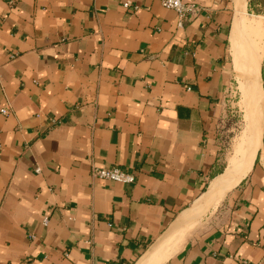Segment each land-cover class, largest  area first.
I'll list each match as a JSON object with an SVG mask.
<instances>
[{
	"label": "crops",
	"instance_id": "obj_1",
	"mask_svg": "<svg viewBox=\"0 0 264 264\" xmlns=\"http://www.w3.org/2000/svg\"><path fill=\"white\" fill-rule=\"evenodd\" d=\"M183 1L179 26L157 0H0V264H137L222 174L233 0ZM259 80L248 173L164 264L264 257V47ZM112 167L134 183L91 176Z\"/></svg>",
	"mask_w": 264,
	"mask_h": 264
},
{
	"label": "bare ground",
	"instance_id": "obj_2",
	"mask_svg": "<svg viewBox=\"0 0 264 264\" xmlns=\"http://www.w3.org/2000/svg\"><path fill=\"white\" fill-rule=\"evenodd\" d=\"M247 2L233 0L235 19L230 34L232 68L238 80L239 103L245 114V131L236 143L222 174L211 182L207 191L182 215L178 224L167 231L137 264H164L196 226V218L201 213L214 210L242 181L254 161L261 137L262 91L259 68L263 55V30L261 18H249L246 14Z\"/></svg>",
	"mask_w": 264,
	"mask_h": 264
},
{
	"label": "rangeland",
	"instance_id": "obj_3",
	"mask_svg": "<svg viewBox=\"0 0 264 264\" xmlns=\"http://www.w3.org/2000/svg\"><path fill=\"white\" fill-rule=\"evenodd\" d=\"M248 17L253 18L251 13L248 12ZM262 22V20H261ZM263 34H262V47H264V24ZM236 95H231L229 101L234 102V107L231 108V103L229 104V109H226L223 118L220 119L218 124V136L220 138L221 149H222V159L225 163L222 164L223 168L226 167L227 160L231 156L233 149L242 137L245 131V114L240 107V94L235 91ZM239 92V91H238ZM234 96V97H233ZM240 108V109H239ZM241 110V111H240Z\"/></svg>",
	"mask_w": 264,
	"mask_h": 264
},
{
	"label": "built area",
	"instance_id": "obj_4",
	"mask_svg": "<svg viewBox=\"0 0 264 264\" xmlns=\"http://www.w3.org/2000/svg\"><path fill=\"white\" fill-rule=\"evenodd\" d=\"M162 7L165 9L171 10L175 12L178 19V25L181 26L185 20L191 19L195 17L199 10L198 8L191 3H185L183 0H157ZM126 9L131 8V4H125ZM134 9V8H133ZM14 58V56H11ZM7 111L1 110V114L6 115ZM35 173H39V169L35 170ZM91 176L96 179L106 180L118 184H122L124 186L131 185L135 181V177L132 174L124 172L123 170L112 167L109 169H98L93 168L91 170ZM46 223V220L44 221ZM258 264H264V257L260 260Z\"/></svg>",
	"mask_w": 264,
	"mask_h": 264
},
{
	"label": "trees",
	"instance_id": "obj_5",
	"mask_svg": "<svg viewBox=\"0 0 264 264\" xmlns=\"http://www.w3.org/2000/svg\"><path fill=\"white\" fill-rule=\"evenodd\" d=\"M254 2H255V0H250L249 3H248V5H249V7H248V9H249V13H251V14H255V15H258V11H257L256 9L253 8V6H254ZM262 6H263V5H262ZM220 173H222V172H220ZM213 177H214V176H213Z\"/></svg>",
	"mask_w": 264,
	"mask_h": 264
}]
</instances>
